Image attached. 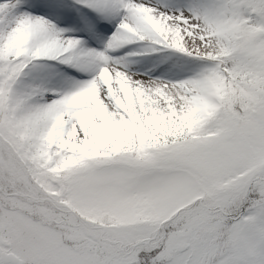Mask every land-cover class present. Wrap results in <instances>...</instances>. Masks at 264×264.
<instances>
[{
    "label": "snow or ice",
    "instance_id": "6c2138e0",
    "mask_svg": "<svg viewBox=\"0 0 264 264\" xmlns=\"http://www.w3.org/2000/svg\"><path fill=\"white\" fill-rule=\"evenodd\" d=\"M0 264H264V0H0Z\"/></svg>",
    "mask_w": 264,
    "mask_h": 264
}]
</instances>
